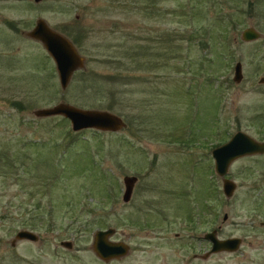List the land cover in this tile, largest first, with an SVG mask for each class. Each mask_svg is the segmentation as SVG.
Segmentation results:
<instances>
[{
    "label": "rangeland",
    "instance_id": "1",
    "mask_svg": "<svg viewBox=\"0 0 264 264\" xmlns=\"http://www.w3.org/2000/svg\"><path fill=\"white\" fill-rule=\"evenodd\" d=\"M41 17L85 59L64 89L24 32ZM244 26L264 32V0H0V264H159L158 250L173 264H264V155L229 163V198L210 156L238 129L264 139V46L241 41ZM58 101L127 125L74 132L32 114ZM126 174L137 177L122 201ZM218 225L240 245L205 257ZM108 227L130 249L103 262L92 235ZM20 228L37 240L11 244Z\"/></svg>",
    "mask_w": 264,
    "mask_h": 264
},
{
    "label": "water",
    "instance_id": "2",
    "mask_svg": "<svg viewBox=\"0 0 264 264\" xmlns=\"http://www.w3.org/2000/svg\"><path fill=\"white\" fill-rule=\"evenodd\" d=\"M36 2L39 0H35ZM26 37L35 39L41 43L42 48L47 51L50 59L55 63L54 67L57 71L58 82H60V88L64 89L68 84V80L75 70L82 69L85 64V59L79 54V50L73 44V42L67 38L65 34L57 31V29L48 26L45 19L37 18L35 23L26 32ZM257 32L250 28L243 29L241 39L251 40L256 37ZM240 64L237 62L234 66V78L233 81H239L241 73H239ZM264 77L259 80L263 82ZM32 114L40 117L56 116L60 114L63 118L68 119L71 123V129L77 132L80 129L104 130L114 131L120 130L122 127H126L127 123L121 116L114 113V111H107L103 109H82V107H75L69 102H56L53 106L38 107L32 111ZM264 154V140H256L241 130L234 132L231 137L224 143H219L214 147L211 152L212 158H214L213 168L215 174L222 179L221 189L225 198L229 196L235 190V182L231 178H226L224 175L228 172V165L231 161L238 158V156L248 154ZM136 175H124L122 178V184L124 188L122 191V201L131 197V191L134 187V181ZM225 218V215H223ZM115 230L113 228H104V230L96 229L93 232L91 243V249L94 254L99 256L100 259L106 260L109 257L114 258L118 255H123L127 252L126 245H120L119 242H110L108 236H111ZM37 234L34 230H27L20 228L15 235L11 238L10 242L15 243L16 240L25 238V240H36ZM205 239L211 243V248L207 252H204L203 256H208L211 252H219L225 250L226 252H232L240 245V240L236 237L221 238L215 237L214 232H210L205 236ZM72 242L63 240L61 246L71 247Z\"/></svg>",
    "mask_w": 264,
    "mask_h": 264
},
{
    "label": "flooded vegetation",
    "instance_id": "3",
    "mask_svg": "<svg viewBox=\"0 0 264 264\" xmlns=\"http://www.w3.org/2000/svg\"><path fill=\"white\" fill-rule=\"evenodd\" d=\"M247 29V28H250V29H252V30H255L256 32H257V34H256V37H254L253 39H251V40H244V39H241V35H242V32H243V29ZM29 30V29H28ZM25 32V31H24ZM27 32V31H26ZM30 39V38H29ZM33 39V38H32ZM32 39H30V40H32ZM239 39L241 40V41H248V43H250V42H253V41H256V40H258V41H260L261 40V44L260 45H262V46H264V32H261V31H259L258 29H256L255 27H251V26H244L243 28H242V31H241V34L239 35ZM33 40H35V39H33ZM38 42V41H37ZM40 43V42H39ZM261 58H263L262 60H264V53H262V55H261ZM235 63H234V66H236V64H237V62L240 64V66H239V73H241V77H240V80H241V78L243 77V72H242V63L241 62H239V61H237V60H235L234 61ZM234 66H233V68H232V73H233V76H232V78H231V80H232V82H234L233 81V78H234V75H235V73H234ZM262 68V74L261 75H259V76H257V82H259V80L261 79V78H263L264 77V66L263 67H261ZM239 80V81H240ZM238 81V82H239ZM235 82H237V81H235ZM260 84H264V81L263 82H260ZM231 137V136H230ZM229 137V138H230ZM228 138V139H229ZM227 139V140H228ZM257 140V139H256ZM258 140H264L263 138L262 139H258ZM257 140V141H258ZM224 143V142H223ZM222 144V143H221ZM217 145V144H216ZM214 147H216V146H214ZM214 147L212 148V150L214 149ZM212 150H211V152H212ZM211 152H210V156H211ZM264 155V154H263ZM212 157V156H211ZM214 159V158H213ZM214 169V168H213ZM215 170V169H214ZM136 180V179H135ZM134 188V187H133ZM132 188V189H133ZM132 192V191H131ZM132 195V194H131ZM126 202H128V201H126ZM225 215V218H226V215L227 214H224ZM222 218L223 219H225L224 217H223V215H222ZM221 225V224H220ZM220 225H218V226H211L208 230H206L205 231V233H203V238L205 239V236L207 235V234H209L210 232H214V234H215V237L216 238H218V239H221V238H231V237H236V236H234V235H231V236H221V237H219L220 235H219V230H220ZM260 225H264V221H262V223L260 224ZM27 230H30V229H27ZM32 230V229H31ZM116 230V229H115ZM35 231V230H34ZM35 233H36V231H35ZM153 233H155V232H152V234H150V235H153ZM37 234V233H36ZM113 234H114V232H113ZM37 236V235H36ZM179 236H180V234H177V233H175V237L177 238V239H179ZM25 239V238H24ZM108 239L110 240V242H119V244L120 245H122V244H124V245H126V247H127V252L129 251V249H130V247H129V245H128V243L127 242H124V240H122V239H120V238H116L115 240H113V239H111V237L110 236H108ZM158 239H162L161 241H163L164 239H166V236L165 235H153V241H149V242H147V245L149 246V245H151V246H153L155 249H158V248H161V245H159V242L160 241H156V240H158ZM239 239V238H238ZM11 240V239H10ZM37 240V239H36ZM35 240V241H36ZM206 241H207V239H205ZM29 241V240H28ZM156 241V242H155ZM11 243V242H10ZM92 243H93V241H92ZM207 243H209V245H210V248H211V243L209 242V241H207ZM12 244V243H11ZM146 245V246H147ZM249 245H252V242H249ZM141 246V245H140ZM143 247H145V246H141V249H142V251L143 250H145ZM93 250V249H92ZM209 250V249H208ZM94 252V251H93ZM127 252L125 253V254H123V255H118V256H116V257H114V258H108V259H106V260H103V259H100L99 258V256H97L96 254H94V255H96L100 260H102L103 262H106V261H109L110 259H111V261H116V259H118V258H121V257H123V256H125L126 254H127ZM204 253V252H203ZM202 253V255H204ZM193 254V257H195V258H197L198 256H200L199 254H195V253H192ZM161 259L160 260V262H159V264H173L170 260H168L167 261V259H171L168 255H167V257L165 256V254L163 253V252H161V250H158V259ZM122 259V258H121ZM181 261V260H180ZM179 261V262H180ZM179 264H185L184 263V261H181Z\"/></svg>",
    "mask_w": 264,
    "mask_h": 264
},
{
    "label": "trees",
    "instance_id": "4",
    "mask_svg": "<svg viewBox=\"0 0 264 264\" xmlns=\"http://www.w3.org/2000/svg\"><path fill=\"white\" fill-rule=\"evenodd\" d=\"M6 214H2L1 216L4 217Z\"/></svg>",
    "mask_w": 264,
    "mask_h": 264
}]
</instances>
